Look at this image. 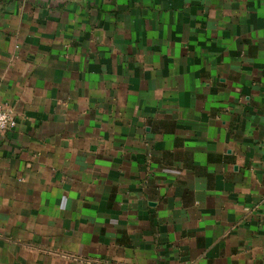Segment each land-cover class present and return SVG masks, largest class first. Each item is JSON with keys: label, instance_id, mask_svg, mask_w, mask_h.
I'll list each match as a JSON object with an SVG mask.
<instances>
[{"label": "crops", "instance_id": "0c3cea01", "mask_svg": "<svg viewBox=\"0 0 264 264\" xmlns=\"http://www.w3.org/2000/svg\"><path fill=\"white\" fill-rule=\"evenodd\" d=\"M0 264H264V0H0Z\"/></svg>", "mask_w": 264, "mask_h": 264}, {"label": "built area", "instance_id": "2783aa9c", "mask_svg": "<svg viewBox=\"0 0 264 264\" xmlns=\"http://www.w3.org/2000/svg\"><path fill=\"white\" fill-rule=\"evenodd\" d=\"M64 1V0H57ZM17 122L12 112L6 106H0V136L14 130Z\"/></svg>", "mask_w": 264, "mask_h": 264}]
</instances>
